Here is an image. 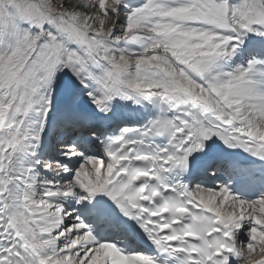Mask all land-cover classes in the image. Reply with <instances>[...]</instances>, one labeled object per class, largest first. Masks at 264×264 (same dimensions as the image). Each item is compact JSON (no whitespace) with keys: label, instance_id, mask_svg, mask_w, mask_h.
I'll return each instance as SVG.
<instances>
[{"label":"snow or ice","instance_id":"1","mask_svg":"<svg viewBox=\"0 0 264 264\" xmlns=\"http://www.w3.org/2000/svg\"><path fill=\"white\" fill-rule=\"evenodd\" d=\"M0 264H264V0H0Z\"/></svg>","mask_w":264,"mask_h":264}]
</instances>
